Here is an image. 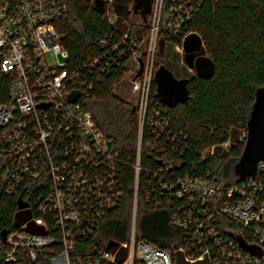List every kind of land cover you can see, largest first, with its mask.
I'll return each mask as SVG.
<instances>
[{
  "label": "trees",
  "instance_id": "trees-1",
  "mask_svg": "<svg viewBox=\"0 0 264 264\" xmlns=\"http://www.w3.org/2000/svg\"><path fill=\"white\" fill-rule=\"evenodd\" d=\"M64 1L68 8L54 27L68 53L65 69L78 74L71 86L81 93L73 92L70 98H77L92 113L97 128L114 142L119 154L115 195L105 185L103 196L87 198L88 208H99L88 212L100 222L98 238L128 241L137 208L136 238L169 250L176 264H181L183 258L176 246L187 248L188 254H196L200 247L217 251L208 228L217 230V238L229 250L246 255L238 244L240 240L251 243V231L221 215L220 208L226 201L242 198L243 190L245 196L254 195L259 204L264 203V168L251 180L240 181L234 173L245 148L256 91L264 87V0H190L197 11L180 23L177 36L164 30L165 15L182 3L164 0L159 43L183 48L185 65L177 52L162 57V65L176 78L189 80L187 100L174 108L166 106L155 74L142 134L138 109L133 111L134 104L117 96L114 86L130 71L128 62L150 35L151 22L147 24L146 20L152 16L154 3L147 12L136 0H104L103 10L96 8L93 0ZM134 13L142 17L141 24ZM171 23L177 30L174 20ZM201 55L216 65L209 80L200 78L194 70V62ZM160 60L161 57L156 62V72L162 66ZM13 79L14 75L0 72V104L9 101ZM156 109L162 113L155 118L158 128L150 126L149 121ZM155 127L157 133L152 130ZM5 159L0 151V169ZM187 178L215 180L222 191L208 203H202L198 195L180 196V182ZM19 196L6 194L0 188V229H13L22 211L18 209ZM200 222L205 223L199 230L201 243L199 236L188 238L189 233L199 229L194 227ZM185 223L188 228L182 226ZM97 234L83 244L96 245ZM230 243L234 244L229 247Z\"/></svg>",
  "mask_w": 264,
  "mask_h": 264
},
{
  "label": "built area",
  "instance_id": "built-area-1",
  "mask_svg": "<svg viewBox=\"0 0 264 264\" xmlns=\"http://www.w3.org/2000/svg\"><path fill=\"white\" fill-rule=\"evenodd\" d=\"M179 1L182 4L165 15L164 30L176 36L181 32L180 23L197 11L190 0ZM67 8L64 0H19L15 4L0 0V72L14 75L9 101L0 104V151L6 158L0 169V188L6 194H20L19 198L29 204L24 210H30L32 215L23 226L14 223L11 230L0 229V264H176L169 250L136 238L137 208L128 241L98 238L100 222L88 212L99 208H88L87 198L103 196L105 185L115 195L114 174L119 154L114 142L97 128L92 113L77 98H70L73 92L81 93L71 86L78 74L65 69L68 53L54 27ZM163 10L164 0H155L150 35L133 55L138 64L132 73V91L137 94L140 134L156 74ZM173 20L177 30L173 29ZM54 58L55 61L51 60ZM140 59L143 71L134 79L140 70ZM161 114L157 109L153 112L150 126L160 127L155 118ZM157 128L152 130L157 133ZM263 163L258 171L264 168ZM180 185V196L198 195L202 203H208L222 191L215 180L187 178ZM232 195L233 189L228 197ZM241 197L223 203L220 213L251 231L253 241L247 245L259 248L262 256L246 252L240 243L246 255L229 250L217 238V230L208 228L217 251L200 247L196 254H188L187 248L176 246V251L183 254L181 264H264V203L259 204L254 195L245 196L244 190ZM182 226L189 227L186 223ZM204 226L205 223H197L194 228L199 229L189 233L188 238L199 236ZM95 233L96 245L83 244ZM199 237L201 243L203 238Z\"/></svg>",
  "mask_w": 264,
  "mask_h": 264
},
{
  "label": "water",
  "instance_id": "water-1",
  "mask_svg": "<svg viewBox=\"0 0 264 264\" xmlns=\"http://www.w3.org/2000/svg\"><path fill=\"white\" fill-rule=\"evenodd\" d=\"M94 5L99 10H103L106 6L104 0H93ZM140 7L143 6L145 11L150 12L148 0H136ZM140 62V70L137 77L142 74L143 62ZM194 70L196 74L204 79H211L216 71V65L212 59L205 55L196 58L194 62ZM156 80L158 83L161 100L169 108H174L177 104L187 100L186 86L188 79H178L165 66H160L156 72ZM136 111L135 106L132 107ZM264 162V87L256 91L255 102L251 111L250 119L247 123V137L244 151L240 160L234 167L235 175L240 181H245L257 175L259 164ZM18 209L24 210L29 207V204L23 202L22 198L17 201ZM5 240L6 230L2 232ZM241 247L253 256L261 257L262 252L259 248L248 246L243 241H240Z\"/></svg>",
  "mask_w": 264,
  "mask_h": 264
},
{
  "label": "rangeland",
  "instance_id": "rangeland-1",
  "mask_svg": "<svg viewBox=\"0 0 264 264\" xmlns=\"http://www.w3.org/2000/svg\"><path fill=\"white\" fill-rule=\"evenodd\" d=\"M134 18L139 19L140 20V24L143 22L142 17H140V15H137L134 13ZM150 20H152L151 15H149V18L146 20L147 24H149V22H151ZM157 46H158V56H157V60L161 57L160 63L162 65V57H171L172 55H174L175 52L179 53L180 55H182L183 61H182V66L185 65V61H184V49L183 48H179V47H174L173 44L166 42L165 45L160 44L159 40L157 42ZM145 48V47H144ZM143 48V49H144ZM142 49V50H143ZM183 49V50H182ZM163 51V53H161ZM55 61L54 59H51ZM61 62L65 63V59L61 57ZM128 67L130 68V71L125 74V76L122 78V80L116 84L114 86V92L117 96H119L120 98L131 102L132 104L136 105L137 104V94L135 92L132 91V85H133V72L137 69L138 64L136 63V61H134L133 59H130V61L128 62ZM32 217L30 210H24V211H20L17 215V217L14 220V223L16 225H25L27 223V221ZM108 250H112L111 247L108 248ZM175 258H177V252L174 253Z\"/></svg>",
  "mask_w": 264,
  "mask_h": 264
},
{
  "label": "flooded vegetation",
  "instance_id": "flooded-vegetation-1",
  "mask_svg": "<svg viewBox=\"0 0 264 264\" xmlns=\"http://www.w3.org/2000/svg\"><path fill=\"white\" fill-rule=\"evenodd\" d=\"M149 1V8H150V10H151V8H152V5H153V3H154V0H148Z\"/></svg>",
  "mask_w": 264,
  "mask_h": 264
}]
</instances>
